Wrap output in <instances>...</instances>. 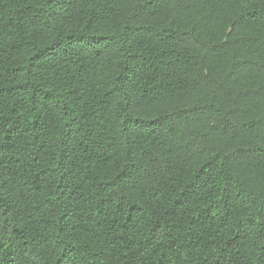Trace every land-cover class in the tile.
<instances>
[{
  "label": "trees",
  "instance_id": "trees-1",
  "mask_svg": "<svg viewBox=\"0 0 264 264\" xmlns=\"http://www.w3.org/2000/svg\"><path fill=\"white\" fill-rule=\"evenodd\" d=\"M0 264H264V0H0Z\"/></svg>",
  "mask_w": 264,
  "mask_h": 264
}]
</instances>
